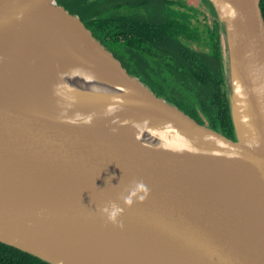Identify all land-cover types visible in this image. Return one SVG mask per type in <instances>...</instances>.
<instances>
[{
	"label": "water",
	"instance_id": "obj_1",
	"mask_svg": "<svg viewBox=\"0 0 264 264\" xmlns=\"http://www.w3.org/2000/svg\"><path fill=\"white\" fill-rule=\"evenodd\" d=\"M209 2L235 139L154 93L57 0H0V243L48 264H264L261 0ZM48 4L79 22L81 51L34 20ZM62 62L111 75L126 93L34 79ZM105 109L143 123L165 147L111 136ZM133 181L149 195L127 207L120 196ZM109 202L123 208L122 228L99 211Z\"/></svg>",
	"mask_w": 264,
	"mask_h": 264
},
{
	"label": "trees",
	"instance_id": "obj_2",
	"mask_svg": "<svg viewBox=\"0 0 264 264\" xmlns=\"http://www.w3.org/2000/svg\"><path fill=\"white\" fill-rule=\"evenodd\" d=\"M57 1L78 15L123 66L154 93L200 124L235 139L221 30L209 0H202L212 16L204 38L192 22L199 9L186 0ZM261 10L264 16V0ZM205 38L207 43L202 42ZM202 44L205 49L201 50ZM0 264L48 263L0 243Z\"/></svg>",
	"mask_w": 264,
	"mask_h": 264
},
{
	"label": "bare ground",
	"instance_id": "obj_3",
	"mask_svg": "<svg viewBox=\"0 0 264 264\" xmlns=\"http://www.w3.org/2000/svg\"><path fill=\"white\" fill-rule=\"evenodd\" d=\"M47 13L38 12L34 16V20H40L44 23H49L50 25H55L57 31L65 32L68 35L70 41H74L73 46L81 51L82 45L86 44V34L83 31L77 20H69L67 18H63L57 15V9L53 6V4H48L46 6ZM56 13V14H55ZM55 19H59L62 22V25L58 24ZM23 29H20V32ZM49 35V34H48ZM80 42H77V41ZM89 47V46H88ZM87 47V48H88ZM0 61H2L0 59ZM56 68H54L50 73L47 72L46 68L38 70V72L34 75V79H41L45 83L52 82L53 84L58 83L62 79H65L70 84H67L70 87H73L74 90L85 89L86 92H112V93H122L125 94L126 91L118 87L110 75L105 76L103 72H97L93 74H88L85 76L81 70V68H76L70 64L62 62L61 65L53 64ZM58 72H62L65 76H61ZM68 70V72H66ZM65 71V72H64ZM74 73V74H73ZM7 77V74H1L0 79ZM68 90L70 89L67 87ZM57 91V90H56ZM58 92V91H57ZM108 113H110L112 119L115 121L116 127H112L110 129H106L111 136L121 138L122 140L129 142H138L146 145L156 146V147H165V143L160 140L157 136L147 132L144 129V124L141 122L135 121H127L126 116L122 113H119L115 109H105ZM114 130V131H113ZM122 135V136H121Z\"/></svg>",
	"mask_w": 264,
	"mask_h": 264
},
{
	"label": "clouds",
	"instance_id": "obj_4",
	"mask_svg": "<svg viewBox=\"0 0 264 264\" xmlns=\"http://www.w3.org/2000/svg\"><path fill=\"white\" fill-rule=\"evenodd\" d=\"M90 123V121H87ZM114 131V130H113ZM114 177H109L108 184H110L111 179ZM149 195V190L143 182H132V187L129 189L128 194L125 196L121 194L120 199L123 204L127 207H131L134 201L143 202ZM102 215L106 216L107 222L111 223L117 227H123L122 223L118 224V217L122 214L123 208H121L115 202H109L108 205L99 209Z\"/></svg>",
	"mask_w": 264,
	"mask_h": 264
},
{
	"label": "rangeland",
	"instance_id": "obj_5",
	"mask_svg": "<svg viewBox=\"0 0 264 264\" xmlns=\"http://www.w3.org/2000/svg\"><path fill=\"white\" fill-rule=\"evenodd\" d=\"M186 2L191 5L196 7L198 10V13H196L197 15H194L192 18V22H193V27L196 29V31H198V33H201V37H205V30L207 28V24L209 21H211L212 16L211 14H209V9H207V7L203 4L202 0H186ZM204 14L208 20L204 21V16L202 15ZM210 19V20H209ZM205 23V25H204ZM210 23V22H209ZM203 43H207L208 41L205 38V41H202ZM194 47H197L196 45ZM202 49H205V47L203 46V44L201 45Z\"/></svg>",
	"mask_w": 264,
	"mask_h": 264
},
{
	"label": "flooded vegetation",
	"instance_id": "obj_6",
	"mask_svg": "<svg viewBox=\"0 0 264 264\" xmlns=\"http://www.w3.org/2000/svg\"><path fill=\"white\" fill-rule=\"evenodd\" d=\"M194 44H192V46H193ZM195 46V45H194ZM201 47V46H200ZM201 50H202V48H201ZM149 87V86H148ZM150 88V87H149Z\"/></svg>",
	"mask_w": 264,
	"mask_h": 264
}]
</instances>
